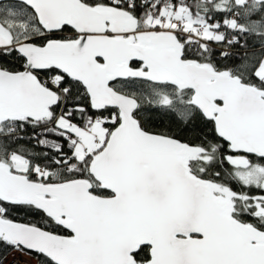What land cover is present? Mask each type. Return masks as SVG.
<instances>
[{"label":"snow or ice","instance_id":"obj_1","mask_svg":"<svg viewBox=\"0 0 264 264\" xmlns=\"http://www.w3.org/2000/svg\"><path fill=\"white\" fill-rule=\"evenodd\" d=\"M0 264H264V0H0Z\"/></svg>","mask_w":264,"mask_h":264}]
</instances>
